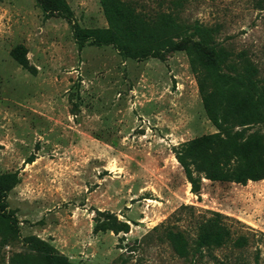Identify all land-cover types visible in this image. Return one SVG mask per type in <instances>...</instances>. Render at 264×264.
I'll use <instances>...</instances> for the list:
<instances>
[{"label": "rangeland", "instance_id": "1", "mask_svg": "<svg viewBox=\"0 0 264 264\" xmlns=\"http://www.w3.org/2000/svg\"><path fill=\"white\" fill-rule=\"evenodd\" d=\"M65 1L71 17L51 0H0V174L17 178L0 195V264H45L34 239L79 264H264V177H201L196 194L176 159L216 131L190 66L195 39L152 27L177 42L139 58L79 47L75 25L113 23L105 0ZM127 1L216 25L230 61L248 58L264 81V0ZM19 44L24 63L10 55ZM252 132L264 141V122Z\"/></svg>", "mask_w": 264, "mask_h": 264}, {"label": "trees", "instance_id": "2", "mask_svg": "<svg viewBox=\"0 0 264 264\" xmlns=\"http://www.w3.org/2000/svg\"><path fill=\"white\" fill-rule=\"evenodd\" d=\"M105 1L113 27L75 25L73 37L79 47L86 41L114 44L124 55L139 58L177 42L166 35L159 37L152 27L172 32L181 40L195 39L196 50L190 57V66L197 79L203 108L216 131L186 141L175 153L190 183V190L199 193L201 177L236 183L263 178L264 141L256 132L243 138L246 128L264 122V81L257 75L258 68L241 55L237 61H230L227 50L216 39V25L199 20L185 23L171 11H159L152 16L143 14L127 0ZM51 2L64 16L71 17L72 11L65 0ZM132 29L143 40L135 48L124 40L125 36L132 38ZM25 54L26 48L21 44L10 50L11 57L21 63L25 62ZM228 125L241 129L225 134ZM32 160L31 157L28 162ZM16 181L14 174H0V195ZM220 237H223L222 233L217 236V242ZM206 239V236H200L198 241L201 244ZM241 239L238 237L236 242L241 243ZM32 245L43 254L45 264H79L69 262L65 255L55 252L54 247L45 241L34 239ZM215 264L227 263L219 259Z\"/></svg>", "mask_w": 264, "mask_h": 264}]
</instances>
